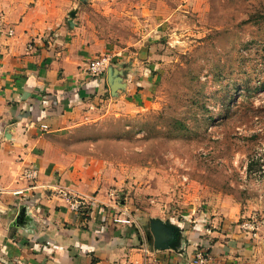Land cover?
Returning a JSON list of instances; mask_svg holds the SVG:
<instances>
[{
  "label": "rangeland",
  "instance_id": "1",
  "mask_svg": "<svg viewBox=\"0 0 264 264\" xmlns=\"http://www.w3.org/2000/svg\"><path fill=\"white\" fill-rule=\"evenodd\" d=\"M0 16L33 41L63 31L95 50L88 64L111 56V98L60 144L122 224L261 225L264 0H0Z\"/></svg>",
  "mask_w": 264,
  "mask_h": 264
},
{
  "label": "crops",
  "instance_id": "2",
  "mask_svg": "<svg viewBox=\"0 0 264 264\" xmlns=\"http://www.w3.org/2000/svg\"><path fill=\"white\" fill-rule=\"evenodd\" d=\"M9 19L2 18L0 32V264H196L198 251L208 264H264V221L252 239L228 223L205 227L204 218L189 229L185 221L150 218V226L170 225L166 249L143 228L116 223L123 216L110 196L60 144L101 113L116 74L91 75L95 50L63 31L33 41L25 20ZM146 89L139 84L136 93ZM28 168L38 171L33 182L23 178ZM73 196L87 199L86 209L74 211Z\"/></svg>",
  "mask_w": 264,
  "mask_h": 264
},
{
  "label": "built area",
  "instance_id": "3",
  "mask_svg": "<svg viewBox=\"0 0 264 264\" xmlns=\"http://www.w3.org/2000/svg\"><path fill=\"white\" fill-rule=\"evenodd\" d=\"M1 26H2V17L0 16V32H1ZM7 34L9 36H12L14 34V31L12 29L7 31ZM112 58L111 56H101V57H95L90 60L88 64V72L93 75L94 77H102L106 75V72L108 71L109 67L112 65ZM44 129L47 130L48 126L43 125ZM38 171L34 168H28L25 170L23 174V178L28 180L29 182H33L37 179ZM1 191V190H0ZM70 199V198H69ZM71 207L74 211L80 212L83 209H86L88 203L87 200L81 197H75L73 196L70 199ZM116 223H124L125 221L121 218H115ZM259 226L260 224L257 221L256 217H253L251 220H248V222L243 223L242 229L246 231V233L250 232L252 237H257L259 233ZM196 264H208L209 258L206 252L198 251L195 258Z\"/></svg>",
  "mask_w": 264,
  "mask_h": 264
},
{
  "label": "water",
  "instance_id": "4",
  "mask_svg": "<svg viewBox=\"0 0 264 264\" xmlns=\"http://www.w3.org/2000/svg\"><path fill=\"white\" fill-rule=\"evenodd\" d=\"M114 88V85H113ZM152 231L154 233V237L156 240V246L158 248H169V244L167 245L168 238L172 236L171 232H169L170 225H162L161 222H152Z\"/></svg>",
  "mask_w": 264,
  "mask_h": 264
}]
</instances>
